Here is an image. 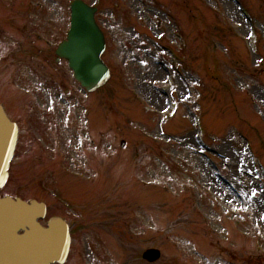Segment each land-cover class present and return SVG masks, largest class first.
Listing matches in <instances>:
<instances>
[{
	"label": "rangeland",
	"instance_id": "rangeland-1",
	"mask_svg": "<svg viewBox=\"0 0 264 264\" xmlns=\"http://www.w3.org/2000/svg\"><path fill=\"white\" fill-rule=\"evenodd\" d=\"M71 1L0 0V99L34 94L70 171L0 194L89 224L68 264H122L125 244L161 249L155 264H264V0H85L112 70L95 94L56 62Z\"/></svg>",
	"mask_w": 264,
	"mask_h": 264
},
{
	"label": "water",
	"instance_id": "water-1",
	"mask_svg": "<svg viewBox=\"0 0 264 264\" xmlns=\"http://www.w3.org/2000/svg\"><path fill=\"white\" fill-rule=\"evenodd\" d=\"M72 9V29L57 53L69 61L82 86L93 91L110 78L109 68L101 59L105 38L96 25L95 8L78 0ZM17 137L16 124L0 106V188L7 182ZM45 214L43 203L0 198V264H62L66 261L71 243L68 224L57 218L44 227L38 220ZM143 257L153 262L160 259L161 251L148 249Z\"/></svg>",
	"mask_w": 264,
	"mask_h": 264
},
{
	"label": "flooded vegetation",
	"instance_id": "flooded-vegetation-1",
	"mask_svg": "<svg viewBox=\"0 0 264 264\" xmlns=\"http://www.w3.org/2000/svg\"><path fill=\"white\" fill-rule=\"evenodd\" d=\"M7 96H11V99H0V104L4 106L8 116L19 127V139L11 175L13 172L21 179L34 181L55 180L56 174L52 172L51 167L55 165L58 167L62 160H65L60 156L63 144L58 137L57 122L55 124L51 122L45 127L43 123L45 116H53L49 114L50 111L43 112L38 108L39 102L35 100L34 94L30 96L31 99H18L13 93ZM47 205L49 213H52V205L48 203ZM70 224L72 226V223ZM73 249L71 255L72 252L74 254Z\"/></svg>",
	"mask_w": 264,
	"mask_h": 264
},
{
	"label": "trees",
	"instance_id": "trees-1",
	"mask_svg": "<svg viewBox=\"0 0 264 264\" xmlns=\"http://www.w3.org/2000/svg\"><path fill=\"white\" fill-rule=\"evenodd\" d=\"M180 219L176 220L174 224H178ZM102 227V226H100ZM126 263L130 264H144V261L141 259V250L132 248L129 257L126 260Z\"/></svg>",
	"mask_w": 264,
	"mask_h": 264
},
{
	"label": "bare ground",
	"instance_id": "bare-ground-1",
	"mask_svg": "<svg viewBox=\"0 0 264 264\" xmlns=\"http://www.w3.org/2000/svg\"><path fill=\"white\" fill-rule=\"evenodd\" d=\"M156 74H158V73L156 72Z\"/></svg>",
	"mask_w": 264,
	"mask_h": 264
}]
</instances>
